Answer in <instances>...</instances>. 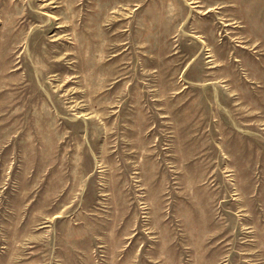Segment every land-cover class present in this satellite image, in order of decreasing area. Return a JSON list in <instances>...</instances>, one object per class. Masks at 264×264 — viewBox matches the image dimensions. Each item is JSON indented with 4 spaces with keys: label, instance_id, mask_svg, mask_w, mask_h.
Returning a JSON list of instances; mask_svg holds the SVG:
<instances>
[{
    "label": "rangeland",
    "instance_id": "obj_1",
    "mask_svg": "<svg viewBox=\"0 0 264 264\" xmlns=\"http://www.w3.org/2000/svg\"><path fill=\"white\" fill-rule=\"evenodd\" d=\"M0 264H264V0H0Z\"/></svg>",
    "mask_w": 264,
    "mask_h": 264
}]
</instances>
